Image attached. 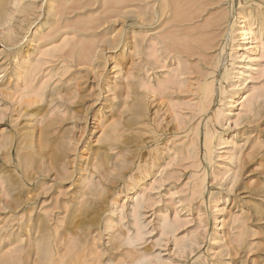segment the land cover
I'll return each mask as SVG.
<instances>
[{
	"label": "rangeland",
	"instance_id": "1",
	"mask_svg": "<svg viewBox=\"0 0 264 264\" xmlns=\"http://www.w3.org/2000/svg\"><path fill=\"white\" fill-rule=\"evenodd\" d=\"M0 8V264H264V0Z\"/></svg>",
	"mask_w": 264,
	"mask_h": 264
},
{
	"label": "bare ground",
	"instance_id": "2",
	"mask_svg": "<svg viewBox=\"0 0 264 264\" xmlns=\"http://www.w3.org/2000/svg\"><path fill=\"white\" fill-rule=\"evenodd\" d=\"M1 9V8H0ZM251 30L247 28H243L241 31V38L243 41L247 42L250 39Z\"/></svg>",
	"mask_w": 264,
	"mask_h": 264
}]
</instances>
